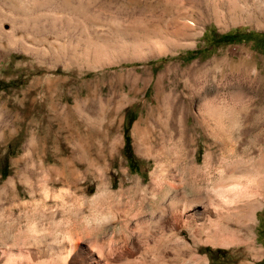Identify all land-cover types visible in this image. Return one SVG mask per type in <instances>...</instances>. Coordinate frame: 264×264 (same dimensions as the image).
I'll use <instances>...</instances> for the list:
<instances>
[{
  "label": "rangeland",
  "instance_id": "rangeland-1",
  "mask_svg": "<svg viewBox=\"0 0 264 264\" xmlns=\"http://www.w3.org/2000/svg\"><path fill=\"white\" fill-rule=\"evenodd\" d=\"M72 241L65 264H264V0H0V264Z\"/></svg>",
  "mask_w": 264,
  "mask_h": 264
},
{
  "label": "bare ground",
  "instance_id": "bare-ground-1",
  "mask_svg": "<svg viewBox=\"0 0 264 264\" xmlns=\"http://www.w3.org/2000/svg\"><path fill=\"white\" fill-rule=\"evenodd\" d=\"M190 201L191 200L188 198L187 193H183L181 195H177V196L173 197L170 200L168 206H173V205H175V204H177L179 202H183V208L186 209L187 207L191 206ZM162 208L164 209V207H162ZM193 222H194L193 217L188 216L182 222V226L181 227H188L189 228V226L191 227V224ZM143 223H145V222L144 221L140 222V224H143ZM151 223L153 224L154 227L159 228V230L157 231V229H156V231H154V230H151V228H150V229L145 230V231L143 230L145 233L141 232V234H145L144 236L148 237V239L151 236V238H152L151 239V246L152 247H160L162 249V247H164L165 245L176 246L178 244V241L175 238L177 234H175V232L173 230L176 229L177 227H180V221H179V219L177 218V216H176V214L174 212H171L170 214L166 215L164 213V210H163L162 213H160L159 215L151 218ZM140 226H142V225H140ZM164 226H169V228H167L168 230H165ZM190 230H192V229H190ZM120 232L121 233H119V234L125 235L126 238H128L127 235L129 234V232H128V229L126 228V226ZM96 237H95V240H98L97 239L98 237L97 238ZM210 237L213 238L216 241H222L223 240V238L221 239V237H223V236L220 237V232H214L212 235H210ZM111 239L113 240L114 238L112 237ZM136 240H137V238H136ZM146 240L147 239L145 238L144 241H146ZM77 242L76 241H72L70 243V245H69V249H67V248L60 249L59 248L57 250H56V248L54 250L53 247H50L51 245L50 246H48L47 244H45L44 246L39 245V247H37L35 249V251L33 252L34 258L37 259L35 262L27 261L28 259H21L20 261L15 262V264H50V263H53V264H65L67 262L66 258L70 256L69 255L70 253H72L71 252L72 248H75L78 245ZM166 249H167V247H166ZM181 251H182V249H181ZM177 252H179V251H177ZM48 259H50L49 262H47ZM144 260H146V259H144ZM85 263H86V260H85ZM122 264H126V263H122Z\"/></svg>",
  "mask_w": 264,
  "mask_h": 264
},
{
  "label": "trees",
  "instance_id": "trees-1",
  "mask_svg": "<svg viewBox=\"0 0 264 264\" xmlns=\"http://www.w3.org/2000/svg\"><path fill=\"white\" fill-rule=\"evenodd\" d=\"M243 36V38H247L249 35H240L238 32L235 33H226L223 34L219 42L226 41V42H234L236 37ZM133 118H130L126 125L124 126V150L128 155V158L131 159V151H130V136L128 134V130Z\"/></svg>",
  "mask_w": 264,
  "mask_h": 264
}]
</instances>
